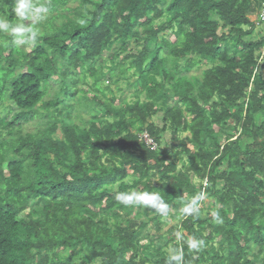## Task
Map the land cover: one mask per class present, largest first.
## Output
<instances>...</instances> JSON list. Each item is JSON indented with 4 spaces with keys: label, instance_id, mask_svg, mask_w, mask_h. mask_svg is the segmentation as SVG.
Listing matches in <instances>:
<instances>
[{
    "label": "trees",
    "instance_id": "obj_1",
    "mask_svg": "<svg viewBox=\"0 0 264 264\" xmlns=\"http://www.w3.org/2000/svg\"><path fill=\"white\" fill-rule=\"evenodd\" d=\"M250 4L0 0V264H264ZM35 8L45 21L26 24ZM121 82L134 101L115 96Z\"/></svg>",
    "mask_w": 264,
    "mask_h": 264
},
{
    "label": "rangeland",
    "instance_id": "obj_2",
    "mask_svg": "<svg viewBox=\"0 0 264 264\" xmlns=\"http://www.w3.org/2000/svg\"><path fill=\"white\" fill-rule=\"evenodd\" d=\"M31 1L32 0H25V6L29 5L31 3ZM46 2H48V0H46ZM77 5H78L77 2H75V3L70 4L69 6L76 7ZM24 8L22 9V12L19 11L17 13V15L19 16L18 18H22L24 16V13H23ZM262 9H263V7L260 8V7L256 6V1L251 0V4H250V7H249V11L251 12L250 20H251V22L254 23L255 30H254L253 37L249 39L250 41H256V40L261 39V38L264 37V23H260V15L262 13ZM37 12H38V9L35 8V9H33V11L31 13H29V14H27L25 16V19H26L25 22H26V24H28L31 21L32 22L39 21V22H42V23L45 21L44 15H39V14H37ZM0 25L3 26L4 29H5L6 20H5V18H3L1 16H0ZM12 33H13V31L12 32L7 31L6 35H10ZM166 38L170 42H175V39H174V37L171 34H167L166 35ZM18 45L22 49V51H25L26 53H30L33 50V43L31 41H27L26 46L23 45L22 42H18ZM163 52H165V51H163ZM137 53H138V51L137 50H134V46H132L131 49H129V51L126 54H124V55L121 56L120 60H122L127 54H137ZM163 55H165V54H163ZM100 63H101V61L98 64H100ZM25 72H26V69L22 73H25ZM201 72L202 71H200V72L193 71L191 75L194 76V77H198L199 78ZM88 82L90 83L91 81L88 80ZM103 83H104L103 86H106L107 85V81L106 80H104ZM58 86H59V81L58 80H55L54 79V80L51 81L50 86H49V91H48V93H50V95L45 100H47L48 98L50 99L51 97H53L54 93L57 91ZM78 88L85 90L86 91V94L89 97H92V94L89 92V90L85 86L79 85ZM111 89L114 91V94H115V96L117 98H124L128 102H131V101H134L135 100L134 97H133V90L128 89L126 82H121L117 86H111ZM5 105H12V104L5 103ZM2 117H3V115L1 114V108H0V118H2ZM82 117L85 120H89V116L87 114H83ZM41 122L42 121H39L38 124L41 123ZM157 122L160 124V121L159 120ZM78 124L80 126H82L83 128L88 129V127L86 126L85 123H80L79 122ZM35 130H36V126L33 123V124H30V125H26V126L24 125L23 132L24 133H32ZM0 132H2V129L1 128H0ZM185 137H186V135H182L181 139L182 138H185ZM164 138L169 142L170 139H171L170 133H167L164 136ZM156 148L157 147H155V149ZM179 166L181 167L182 164L179 163ZM205 204H206V207L211 212V210H212L211 204H209L208 201H206V200L204 201V205ZM168 219H169V215H167L166 218H165V220H163L164 227H166L168 225L167 224V222L169 221ZM176 223H175V225H176ZM170 226H172V225H170ZM169 227L167 229H169ZM167 229H165V231L161 232V234L164 235L165 232L167 231ZM178 231H179V229H178ZM164 237L166 238L167 236L165 235ZM143 244H147V241L143 242Z\"/></svg>",
    "mask_w": 264,
    "mask_h": 264
},
{
    "label": "built area",
    "instance_id": "obj_3",
    "mask_svg": "<svg viewBox=\"0 0 264 264\" xmlns=\"http://www.w3.org/2000/svg\"><path fill=\"white\" fill-rule=\"evenodd\" d=\"M260 22L264 23V6L262 9V13L260 15ZM140 140L143 141L145 143L146 146L150 147L151 149H155L156 144L154 143L153 139H151V137L148 134H143L140 136Z\"/></svg>",
    "mask_w": 264,
    "mask_h": 264
}]
</instances>
